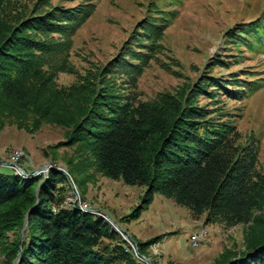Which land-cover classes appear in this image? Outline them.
Here are the masks:
<instances>
[{
	"label": "trees",
	"instance_id": "16d2710c",
	"mask_svg": "<svg viewBox=\"0 0 264 264\" xmlns=\"http://www.w3.org/2000/svg\"><path fill=\"white\" fill-rule=\"evenodd\" d=\"M53 1L34 0L28 5L0 0V131L7 126L29 134L45 125L66 129L67 139L57 148L79 144L89 150L96 170L105 177L146 187L143 205L158 192L196 219L204 217L206 225L230 230L252 224L257 234L246 238L245 250L225 253L214 264H264L259 142L253 137L242 142L219 106L199 105L205 96L214 102L218 90L238 101L255 95L264 88V78H252L264 72L230 81L207 74L175 93L138 101L122 83L137 86L177 16L152 4L121 56L80 75L79 82L59 87V73H78L69 61L73 38L97 6L93 1L73 7ZM248 25L230 28L228 43L264 55V12ZM217 60L215 65H226ZM3 166L1 264H146L141 257H149L151 246L161 243V237L146 243L131 237L139 247L138 257L102 216L85 213L80 203L69 201L74 197L72 185L63 173L51 170L34 176L27 171L24 178L14 169L13 174L1 172ZM72 169L69 173L82 198L80 188L87 184L75 180ZM146 206L125 218L139 217Z\"/></svg>",
	"mask_w": 264,
	"mask_h": 264
},
{
	"label": "rangeland",
	"instance_id": "374dc122",
	"mask_svg": "<svg viewBox=\"0 0 264 264\" xmlns=\"http://www.w3.org/2000/svg\"><path fill=\"white\" fill-rule=\"evenodd\" d=\"M19 1L28 5L34 3V0ZM87 1H93L97 9L73 38L69 61L78 73H59V87H69L79 82L80 75H87L97 67H106L121 56L131 43L133 32L138 31L144 18L150 15L152 4L166 12L177 13V16L165 30L159 42L161 48L144 68L137 86L134 88L131 82L122 83L126 93L138 101L154 100L164 92L175 93L203 80L207 74L230 81L251 79L250 73L264 72V55L235 48L228 43L226 36V32L237 24L249 27V23L258 20L264 12V0H60L59 3L73 7ZM217 59L225 61L226 65H215ZM258 78H264V75L252 79ZM215 92L214 102L205 96L200 98L199 105H208L211 109L219 106L227 115L225 120L236 126L242 142L252 137L258 140L259 169L264 172V88L241 101L227 98L221 90ZM66 139V129L52 125H45L33 134L7 126L0 131V164L11 163L30 174L45 165L65 170L68 175L64 176L72 185L71 196H78L82 201L81 210L100 211L136 242L146 243L161 237V243L148 250V258L153 264H214L225 253L230 256L245 250L246 238L256 236V231L251 230L252 224L230 230L206 225L204 217L196 219L188 209L179 207L158 192L151 203L145 204L147 206L139 217L125 218L137 207L145 206L147 188L129 186L122 180L105 177L96 170L89 150L79 144L56 147ZM15 152L23 154L17 162L11 159ZM71 168L75 180L84 179L87 184L80 188L82 198L69 173ZM1 172L14 173L9 166H3ZM73 200V196L69 198L70 202ZM203 227L208 231V240L194 248L191 235L205 233ZM3 259L0 253V264Z\"/></svg>",
	"mask_w": 264,
	"mask_h": 264
},
{
	"label": "water",
	"instance_id": "95a60500",
	"mask_svg": "<svg viewBox=\"0 0 264 264\" xmlns=\"http://www.w3.org/2000/svg\"><path fill=\"white\" fill-rule=\"evenodd\" d=\"M5 166V165H4ZM16 166V165H15ZM10 168H14L13 165L9 164ZM18 173L16 174H20L22 176L27 177L28 174L26 173V171L24 169H22L21 167H17ZM47 170H55L58 171L60 173H63L64 175H68L67 172L65 170H62L60 168H55L54 166L52 167L51 165H45L42 168H40L35 174H33L34 176L40 175L41 173H44ZM79 201V197L78 196H74V200L72 201L73 204H77V202ZM86 213H90V214H95V215H100L102 216L112 227V230L114 232H116L117 234H119L120 236H122L124 238V240H126L129 245L131 246L133 252L139 257V249H138V245L136 243H134V241L131 239L130 234H128L127 232H125L124 230H122L118 224H116L110 217L108 216H104L103 213H101L100 211L97 210H90L88 209V211H86ZM29 216V213L27 215V218ZM27 228V226H25V229ZM24 229V230H25ZM142 261H144L146 264H153L152 260L148 257L142 256L141 257Z\"/></svg>",
	"mask_w": 264,
	"mask_h": 264
},
{
	"label": "built area",
	"instance_id": "2783aa9c",
	"mask_svg": "<svg viewBox=\"0 0 264 264\" xmlns=\"http://www.w3.org/2000/svg\"><path fill=\"white\" fill-rule=\"evenodd\" d=\"M15 171L17 170V166H14L13 168ZM81 199L79 203H81ZM82 204V203H81ZM86 204V203H85ZM87 205V204H86ZM208 233H202V232H194L191 235V242L194 248H199L201 245H203L205 242H207Z\"/></svg>",
	"mask_w": 264,
	"mask_h": 264
},
{
	"label": "bare ground",
	"instance_id": "6f19581e",
	"mask_svg": "<svg viewBox=\"0 0 264 264\" xmlns=\"http://www.w3.org/2000/svg\"><path fill=\"white\" fill-rule=\"evenodd\" d=\"M21 155L23 156V154H22L21 152H15V153H13L11 159H12L14 162H17V161L20 160ZM14 166H15V165H14ZM47 171H48V170H47ZM83 211H88V210H83ZM203 230H204V229H203Z\"/></svg>",
	"mask_w": 264,
	"mask_h": 264
},
{
	"label": "clouds",
	"instance_id": "9594fccd",
	"mask_svg": "<svg viewBox=\"0 0 264 264\" xmlns=\"http://www.w3.org/2000/svg\"><path fill=\"white\" fill-rule=\"evenodd\" d=\"M11 164V163H10ZM13 169V168H12ZM86 213V212H85Z\"/></svg>",
	"mask_w": 264,
	"mask_h": 264
}]
</instances>
